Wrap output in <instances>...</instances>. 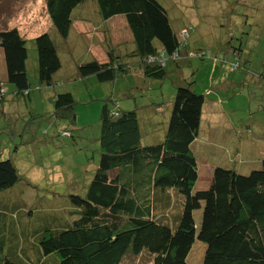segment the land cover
I'll return each mask as SVG.
<instances>
[{
  "label": "trees",
  "instance_id": "trees-1",
  "mask_svg": "<svg viewBox=\"0 0 264 264\" xmlns=\"http://www.w3.org/2000/svg\"><path fill=\"white\" fill-rule=\"evenodd\" d=\"M86 2L94 4L103 20L124 16L132 45L123 53L107 49L105 61L90 57L77 63L75 75H95L104 81L118 75L135 79L140 73L144 81H159L171 72L178 74L172 100L166 105L167 117L156 139L143 144L142 130L144 135L152 131L154 136L158 121L148 119L145 123L150 127L144 129L142 121L146 119L139 118L135 107L121 109L116 101L111 103L117 107L109 106L107 100L102 103L96 122L97 160L90 164L91 173L80 189L68 191V212L74 213V218L40 227L29 237V243L23 242L22 259L4 258L0 264H120L126 255L143 253L150 257L151 264H188L195 240L203 243L201 264H264V155H245L250 168L259 164L247 173L241 171L242 166L217 162L207 186L194 187L198 169L192 143L199 133L203 94L191 82L184 83L178 73L188 60V34L182 44L177 33L181 28L172 29L166 8L157 0H43L47 19L59 36H67L74 18L82 19L78 14L85 11ZM31 41L37 81L54 86V73L61 67L56 44L48 32L31 37ZM25 43V36L16 27L0 29L2 70L4 67V74H0V105L8 91L6 83L15 93L27 95L30 83ZM227 45L237 47L239 53L243 49L240 42L234 45L230 41ZM202 54L194 56L202 58ZM232 71L236 73L237 69ZM233 78L227 74L226 83H232ZM73 105L68 90L54 94L53 113L72 124ZM58 134L71 137V130L64 126ZM22 135L20 131L13 150L21 144ZM234 154L241 155L239 147ZM21 180L28 185L13 160L0 154V193L13 190V196L20 199L12 209L23 212L29 208L28 212L33 213L31 209L38 208L56 213V203L42 205L43 200L38 201L36 196L28 205L21 197ZM167 188L178 195L179 215L172 228L169 222L176 218L164 214L166 206L161 199L168 195ZM160 204L165 210L157 216L153 209ZM199 209L200 218L195 223L193 213Z\"/></svg>",
  "mask_w": 264,
  "mask_h": 264
},
{
  "label": "rangeland",
  "instance_id": "rangeland-1",
  "mask_svg": "<svg viewBox=\"0 0 264 264\" xmlns=\"http://www.w3.org/2000/svg\"><path fill=\"white\" fill-rule=\"evenodd\" d=\"M157 1L166 8L172 29H184V34H188L189 45L195 48V51L194 48H188V60L179 69L183 82H191L196 89L205 92L206 99L215 100L218 105L215 110L217 122L205 120L207 125L200 129L192 143L198 169L195 189L203 188L209 182L202 171L203 165L210 167L219 162L220 165L229 164L236 168L242 166L241 171L245 170V173L256 169L255 165L250 168L251 163L246 161L248 157L245 153L251 151V156L256 154L260 143L264 142V0ZM83 8L91 12L89 2ZM78 15L90 19L86 12ZM185 15L190 23L186 20L182 26L180 17ZM117 20L108 21L106 26L112 30L113 26L117 27ZM13 26L26 39L29 96L15 93L13 86L6 83L8 91L0 105V154L2 157H10L19 176L28 182L26 185L21 180L24 184L21 192L24 201L29 205L36 196L40 198L38 201L43 200L42 205L56 203V213H45L38 208H30L33 213L28 212L29 208L25 212H16L12 207L20 199L13 196L15 191L0 193V259L11 261L23 258V242L29 243V237L37 233L40 227L55 222L61 224L66 219L74 218L75 214L68 212V191L74 187L72 192L80 189L82 182L91 173V165L97 160L99 142L96 138V122L102 103L107 100L109 106L113 104L117 107L111 101L123 105V102L129 100L131 108L139 110V117H145L146 121L148 118L157 120L159 124L154 136L144 135L143 130L141 133L143 144L152 143L162 131L168 113L166 107L172 100L174 83L179 76L171 72L162 80L147 79L139 83L134 77L124 75L104 81H99L95 75L76 76L75 65L90 59L87 41L83 34L77 36L73 30H68L65 38L59 36L47 19L43 0H0V28ZM41 32H48L56 44L61 61V67L56 71V93L63 89L70 92L74 100L73 124L55 116L45 98L47 87L37 81L36 56L31 37ZM177 33L180 34V31ZM181 40L185 42V38ZM227 41L234 45L240 42L243 49L239 53L237 47L230 46L227 47L228 53L224 52ZM103 46L114 54L131 47L130 43L113 47L107 39ZM201 51L202 58L194 56L201 54ZM1 55L0 51V74L3 75ZM225 61L230 63L229 66ZM233 68L237 69L236 73L232 71ZM227 74L228 77H234L232 83H226ZM149 80L152 81L150 84ZM128 86L131 95L124 91ZM245 124L252 126L253 134L245 130ZM64 126L71 130V137L59 136L58 132ZM146 127H149L148 123H145L144 129ZM33 129L37 137H40L36 141L30 140ZM20 131L23 132L22 142L13 150L12 146L19 141ZM7 145L10 150H7ZM237 147L241 155L234 154ZM255 167H259V164ZM166 190L168 195L161 199L166 206L164 214L176 218L169 222L172 228L179 215L178 195L171 188ZM162 204L153 209L157 216L165 210L161 208ZM200 213V209L194 211L195 223ZM202 245L194 241L188 253V264H201ZM120 264H151V260L145 253L138 256L129 254Z\"/></svg>",
  "mask_w": 264,
  "mask_h": 264
},
{
  "label": "crops",
  "instance_id": "crops-1",
  "mask_svg": "<svg viewBox=\"0 0 264 264\" xmlns=\"http://www.w3.org/2000/svg\"><path fill=\"white\" fill-rule=\"evenodd\" d=\"M82 10H85V9L83 8ZM90 11L91 12H89L88 10H85L84 12H86V16H90L91 19L88 20L86 17L85 18L82 17V19H84V20L80 21V20L74 18L72 20L71 26L69 28V30H73L74 34L77 36L83 34L84 38L87 41L86 46H87V50H88V55L90 57H93L97 61H105L107 59L106 49L103 46L105 44L106 39L109 41V45L110 46L113 45V47L114 46L116 47V45H121L124 43H130V45H132L131 34H130V31L127 27L124 16L114 15L110 18L103 20L100 18L99 14L97 12V9L95 8L93 3L91 4V10ZM115 18L118 19L117 22H119V23L117 24V27L113 26V28L111 30L106 25H107L108 21L112 22L113 19H115ZM186 18H187L186 15L180 17V19H181L180 24L182 26L185 25V22L187 20ZM170 20H171V18H170ZM187 22L190 23L189 20H187ZM3 28H5V27H3ZM7 28H9V27H7ZM120 32H122V34ZM123 35H124V37H122ZM114 36L116 38H114ZM227 43H228V41H227ZM227 43L224 46L226 48V50H227V47H229V45H227ZM189 47L194 48V47H191L190 45H189ZM226 50L224 52H226ZM124 51H121L120 53H123ZM136 71H138V70H136ZM55 78H56V72L54 73V79ZM135 79L138 83L141 81H144V78L141 77L140 73L136 74ZM150 83H151V81L149 80L148 84H150ZM40 85L45 86L44 84H40ZM127 88L125 87L124 91ZM63 90H67V89H63ZM114 92H115V89L112 91V93H114ZM55 93H56V81H55V85L47 87L46 92H45V95H46L45 98L48 100V104L51 106L52 109H53V97H54ZM201 93L203 94V104H202L201 119H200V124H199V131L202 127L207 125L206 121H208L209 119L216 121L215 120L216 119L215 118L216 117L215 110L217 109V106H218L217 102L215 100L206 99L205 92H201ZM26 94L29 96V90L26 92ZM128 94L131 95L130 91L128 92ZM121 98H122V96H121ZM117 105H118V107L120 106L119 108H121V109H128L131 107V103L129 100H127L126 102H123V105H120V103H118ZM205 109H208V111L204 112ZM16 112L17 111H14V113H16ZM138 112H139V110H138ZM143 113H144V111L142 112V114ZM204 114H206V116H204ZM139 118L141 120L146 119L145 117H139ZM142 122L145 123L147 121L144 120ZM151 127H153V126L151 125ZM245 130L252 133V134L254 133L253 128L250 124H245ZM216 131H217V129H216ZM22 133L23 132L21 131V134ZM32 133H33V137H31L30 140L36 141L40 138V137H37L35 129L32 130ZM148 134L150 135L153 133H152V131H147V135ZM152 136H151V138H152ZM257 150H259V152H257L258 154H260V155L262 154L261 156L264 155V142L260 143V147ZM250 152L251 151L246 152L245 155L251 156ZM203 167H204V169L202 168L203 173L205 174L207 179H210V172H211V169L213 168V164H211L210 167H208L207 165H203Z\"/></svg>",
  "mask_w": 264,
  "mask_h": 264
},
{
  "label": "built area",
  "instance_id": "built-area-1",
  "mask_svg": "<svg viewBox=\"0 0 264 264\" xmlns=\"http://www.w3.org/2000/svg\"><path fill=\"white\" fill-rule=\"evenodd\" d=\"M184 33H185V30H184V29H181V30H180V34H178V35L181 36L182 39H183V37L186 35V34H184ZM184 43H185V42H183L182 44H184ZM63 134H68V132L64 131Z\"/></svg>",
  "mask_w": 264,
  "mask_h": 264
}]
</instances>
